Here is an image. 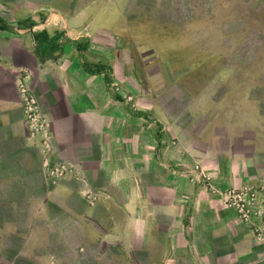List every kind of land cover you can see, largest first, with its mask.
Segmentation results:
<instances>
[{
	"label": "crops",
	"instance_id": "obj_1",
	"mask_svg": "<svg viewBox=\"0 0 264 264\" xmlns=\"http://www.w3.org/2000/svg\"><path fill=\"white\" fill-rule=\"evenodd\" d=\"M123 6L0 0V190L21 187L29 198L25 185L47 181L51 163L69 177L26 201L30 224L17 257L41 263V226H69L60 246L87 264H264V144L242 140L236 150L227 141L220 151L213 122L197 132L199 149L185 143L198 113L188 106L176 128L163 95L174 86L191 95L189 69L170 59L175 78L160 71L143 91L129 51L152 43L140 41L142 19ZM22 85L50 123L53 156L27 130ZM1 209L0 200V235L17 234L21 226L4 224ZM53 210L63 219L52 220Z\"/></svg>",
	"mask_w": 264,
	"mask_h": 264
},
{
	"label": "rangeland",
	"instance_id": "obj_2",
	"mask_svg": "<svg viewBox=\"0 0 264 264\" xmlns=\"http://www.w3.org/2000/svg\"><path fill=\"white\" fill-rule=\"evenodd\" d=\"M122 2L123 13L128 18L142 19L136 24L142 31L140 41L146 44L149 40L148 43H152L151 47L145 49L142 46V49L133 54V46L127 39L131 49L129 56L133 57L136 70L134 77L143 85V91L147 83L144 80L157 78L160 71L165 80L172 81L175 71L170 70L168 64L176 59L185 66V70L189 69L184 85L191 90V95L178 86L171 87L163 95L166 101L165 111L171 119L174 118L176 128L183 122L186 123L182 113L186 112L188 106L194 107L198 113L191 120V135L183 137V141L199 149L195 139L197 132L213 122L216 126L215 133L219 137L217 147L220 151L225 150L227 141L236 150H240L239 143L242 140L254 139L264 144V0ZM148 28L154 32L147 30ZM15 31L20 34L16 29ZM155 43L157 47H154ZM149 48L152 49L147 50ZM138 65L142 68L140 71V68L137 69ZM174 83L175 81L172 82ZM32 94L38 110L43 112L39 99L33 92ZM44 121V128H40L36 134L42 138L44 151L53 156L54 142L53 138L49 139L50 123L45 117ZM227 135L233 138L227 139ZM248 150L244 148L243 151L249 152ZM26 152L30 157L36 155L34 148ZM66 171L65 165L60 162L46 166L47 181L39 183L31 179L25 185L29 198H22L21 187L14 192L7 191V188L0 190L3 195H7L0 197L1 221L21 226L17 234L8 237L0 235V264H87L82 259L69 258L68 253L60 246L61 235L62 238H71L69 226H41L48 227L47 230L41 229V245H47L41 248V263L32 258L17 257L23 245L21 234L25 233L24 226L30 224L26 201L38 198L44 189L52 190L56 184L64 183L69 178L66 177ZM37 173L40 171L37 170ZM41 173L44 175L42 168ZM239 209L246 211L241 206ZM244 212H239L243 219L246 218ZM60 215L61 212L53 210L50 218L61 220L63 218ZM37 238L38 235H35L34 239ZM48 255L51 260L47 262ZM53 258L61 261L55 262Z\"/></svg>",
	"mask_w": 264,
	"mask_h": 264
},
{
	"label": "built area",
	"instance_id": "obj_3",
	"mask_svg": "<svg viewBox=\"0 0 264 264\" xmlns=\"http://www.w3.org/2000/svg\"><path fill=\"white\" fill-rule=\"evenodd\" d=\"M21 93L24 96L23 99V110L26 114V122L28 129L31 133H38L40 128H44V115L38 110L37 102L35 96L32 94L26 86H21ZM46 127V125H45ZM239 212L242 214L243 209H239Z\"/></svg>",
	"mask_w": 264,
	"mask_h": 264
},
{
	"label": "trees",
	"instance_id": "obj_4",
	"mask_svg": "<svg viewBox=\"0 0 264 264\" xmlns=\"http://www.w3.org/2000/svg\"><path fill=\"white\" fill-rule=\"evenodd\" d=\"M97 71H98V72L101 71V67H98V68H97Z\"/></svg>",
	"mask_w": 264,
	"mask_h": 264
}]
</instances>
